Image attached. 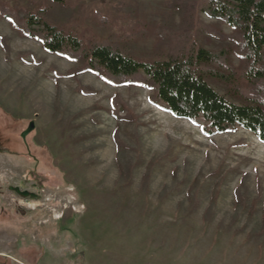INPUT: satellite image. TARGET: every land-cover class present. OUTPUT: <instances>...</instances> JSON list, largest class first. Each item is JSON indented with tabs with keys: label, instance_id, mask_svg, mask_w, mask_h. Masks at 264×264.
Instances as JSON below:
<instances>
[{
	"label": "rangeland",
	"instance_id": "1",
	"mask_svg": "<svg viewBox=\"0 0 264 264\" xmlns=\"http://www.w3.org/2000/svg\"><path fill=\"white\" fill-rule=\"evenodd\" d=\"M170 1L0 0V135L20 155H0L1 199L32 211L21 195L40 196L47 264H264V143L243 129L207 135L147 88L107 84L18 26L34 15L86 45L162 61L157 30L180 21ZM234 34L198 14L189 42L229 51L234 84L207 83L244 104Z\"/></svg>",
	"mask_w": 264,
	"mask_h": 264
},
{
	"label": "trees",
	"instance_id": "2",
	"mask_svg": "<svg viewBox=\"0 0 264 264\" xmlns=\"http://www.w3.org/2000/svg\"><path fill=\"white\" fill-rule=\"evenodd\" d=\"M170 8L179 16V25L175 26L174 15L158 28L157 48L167 56L155 62L137 61L109 43L86 45L34 15L18 26L47 52L84 65L107 84L147 88L155 106L163 105L175 118L203 122L207 135L243 129L264 143V0H171ZM198 14L235 32L232 41L247 84L244 104L228 101L207 83L214 79L234 84L237 72L229 51L212 52L189 42Z\"/></svg>",
	"mask_w": 264,
	"mask_h": 264
},
{
	"label": "flooded vegetation",
	"instance_id": "3",
	"mask_svg": "<svg viewBox=\"0 0 264 264\" xmlns=\"http://www.w3.org/2000/svg\"><path fill=\"white\" fill-rule=\"evenodd\" d=\"M17 155L9 149V140L0 135V155ZM31 158V153L29 152ZM34 170L29 171V177L34 178L40 185L31 189L40 191L44 187V176L40 172L41 163L35 158ZM19 193V190H14ZM23 198L32 199L36 203L33 210L5 204L1 199L0 190V264H47L48 224L41 221L42 209L40 196L32 192H24ZM39 208V209H38ZM45 240V241H44ZM74 257V256H73ZM72 257V258H73Z\"/></svg>",
	"mask_w": 264,
	"mask_h": 264
},
{
	"label": "water",
	"instance_id": "4",
	"mask_svg": "<svg viewBox=\"0 0 264 264\" xmlns=\"http://www.w3.org/2000/svg\"><path fill=\"white\" fill-rule=\"evenodd\" d=\"M35 129V124L31 122L25 132L22 134V139L25 140L26 137Z\"/></svg>",
	"mask_w": 264,
	"mask_h": 264
}]
</instances>
